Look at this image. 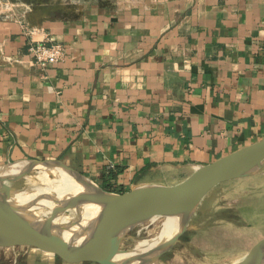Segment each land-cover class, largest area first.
I'll return each mask as SVG.
<instances>
[{
  "label": "crops",
  "instance_id": "crops-1",
  "mask_svg": "<svg viewBox=\"0 0 264 264\" xmlns=\"http://www.w3.org/2000/svg\"><path fill=\"white\" fill-rule=\"evenodd\" d=\"M35 42L65 54L42 66ZM261 139L264 0H0V165L60 159L128 190ZM13 248L15 264H99Z\"/></svg>",
  "mask_w": 264,
  "mask_h": 264
},
{
  "label": "water",
  "instance_id": "water-1",
  "mask_svg": "<svg viewBox=\"0 0 264 264\" xmlns=\"http://www.w3.org/2000/svg\"><path fill=\"white\" fill-rule=\"evenodd\" d=\"M28 162L29 166L18 174L0 176V246H37L78 260L99 264H130L117 260V255L126 251L122 245L130 232L158 215L184 211L187 216L180 231L153 258L159 262L162 255L173 248L187 230L192 215L207 193L223 181L248 176L264 168V139L199 166L188 178L176 184L141 183L123 191L109 190L98 184L102 195L108 198L102 203L98 202L102 204L103 214L88 234L86 228L83 230L87 234L84 239L72 242L61 235L62 227L53 221L57 213L73 208L74 202L80 201L82 195L56 205L47 218L37 221L35 215L31 216L14 201L16 191L11 182L35 169L50 166H61L79 175H87L60 159H30ZM144 257L147 255L140 256L138 260ZM262 257L264 238L254 244L237 264H259Z\"/></svg>",
  "mask_w": 264,
  "mask_h": 264
},
{
  "label": "rangeland",
  "instance_id": "rangeland-1",
  "mask_svg": "<svg viewBox=\"0 0 264 264\" xmlns=\"http://www.w3.org/2000/svg\"><path fill=\"white\" fill-rule=\"evenodd\" d=\"M18 169V165L9 167L0 176H13L19 173ZM261 170L255 177L223 181L207 193L192 215L187 230L173 248L162 255L158 264H237L242 260L253 245L264 238V169ZM58 179L56 168L41 167L12 181L11 185L15 191H37L39 196L50 191L56 194L58 191L51 187L56 186ZM48 203L41 207L37 204L35 212L47 218L61 201L56 198ZM71 212L72 208L59 212L55 218H66ZM167 219L166 215H158L138 226L125 238L122 249L131 248L136 238H143L141 244L144 246L161 242L158 237ZM15 250L0 246V264H15Z\"/></svg>",
  "mask_w": 264,
  "mask_h": 264
},
{
  "label": "bare ground",
  "instance_id": "bare-ground-1",
  "mask_svg": "<svg viewBox=\"0 0 264 264\" xmlns=\"http://www.w3.org/2000/svg\"><path fill=\"white\" fill-rule=\"evenodd\" d=\"M15 165H18V170L21 172L29 166V162L25 160L20 163L3 166L0 168V173ZM46 168H56L58 170L59 179L56 182V186L52 185L53 187H51L55 188L58 192L56 194H53L52 191L44 192L39 196L37 191H30L29 193L18 190L15 192L14 201L19 203L28 214L31 216L35 215L38 221L45 218L42 217L43 215H38L40 213L39 211V213L35 212L37 210V204L40 207L45 204L48 205V202L56 198L60 200L62 204H65L72 198L74 199L75 196L82 195L80 201L74 202L75 206L72 208L71 216L62 219L55 218L53 222L55 224L57 223V226L62 227L60 233L66 240L72 242L84 239L89 229L97 222L98 218L102 216L104 210L102 209L101 203L104 199L108 198L102 195L103 192L100 190L99 185L91 177L79 175L61 166H50ZM92 199L94 201H91ZM166 216L168 219L165 222V227L158 237V239H161V242L144 246L141 244L143 238H136L131 248L117 255V260L126 261L130 264H158V262L153 259L155 254H157L160 248L180 231L185 222L187 213L184 211L169 212ZM85 228L87 232L86 235L83 233ZM144 255H147V257L138 260L140 256ZM259 264H264V257L260 259Z\"/></svg>",
  "mask_w": 264,
  "mask_h": 264
},
{
  "label": "built area",
  "instance_id": "built-area-1",
  "mask_svg": "<svg viewBox=\"0 0 264 264\" xmlns=\"http://www.w3.org/2000/svg\"><path fill=\"white\" fill-rule=\"evenodd\" d=\"M35 59L42 66H48L63 58L65 46L62 43L35 42L30 46Z\"/></svg>",
  "mask_w": 264,
  "mask_h": 264
},
{
  "label": "trees",
  "instance_id": "trees-1",
  "mask_svg": "<svg viewBox=\"0 0 264 264\" xmlns=\"http://www.w3.org/2000/svg\"><path fill=\"white\" fill-rule=\"evenodd\" d=\"M103 186L106 188V189H109V190H116V188L113 186V185H110V184H103Z\"/></svg>",
  "mask_w": 264,
  "mask_h": 264
}]
</instances>
